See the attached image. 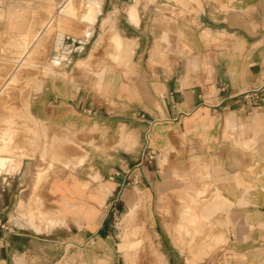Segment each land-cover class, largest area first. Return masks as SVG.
<instances>
[{
  "label": "crops",
  "instance_id": "1",
  "mask_svg": "<svg viewBox=\"0 0 264 264\" xmlns=\"http://www.w3.org/2000/svg\"><path fill=\"white\" fill-rule=\"evenodd\" d=\"M88 4L99 10L90 35H56L49 60L79 66L96 56L105 68H45L37 85L30 70L25 95L0 101L1 122L11 114L16 125L12 158L0 165V264H85L82 254L113 242L114 221L130 220L138 200L154 245L162 253L167 244L179 264H264V0H112L105 9L124 44L122 67L114 49L85 52L105 10L98 0L74 4L79 29ZM23 8L0 5V62L19 59L13 27L19 13L35 12ZM34 24L27 15L28 41ZM195 172L206 175L200 217L210 229L186 251L169 232L176 217L165 206L175 202L163 194ZM182 220L181 236H197L195 222ZM139 243L124 236L121 249ZM195 247L205 256L190 262Z\"/></svg>",
  "mask_w": 264,
  "mask_h": 264
},
{
  "label": "rangeland",
  "instance_id": "2",
  "mask_svg": "<svg viewBox=\"0 0 264 264\" xmlns=\"http://www.w3.org/2000/svg\"><path fill=\"white\" fill-rule=\"evenodd\" d=\"M68 1L69 0H0V5L20 6V9L22 10H25L23 7H30V8H33V10H35L34 13H29V14L25 12L19 13V16H20L19 23L18 25H16V27H13L14 30H16L17 33L20 34L17 40L18 44L13 45V48L16 47L15 50L18 51L17 57L19 59L11 63L6 62V61L0 62V73L1 72L7 73L8 72L7 69L9 71L10 69L14 70L12 76H0V86L1 87L3 86L5 89V90L3 89L2 92H0L2 94V96L0 94V101H1V98H4L2 100H7V98H9L10 100L13 94L12 92L13 90H18V96L20 97L25 95V93L23 94L21 87L23 90L26 89L27 73L30 70H34L35 85H37L38 81L41 79L37 76L39 74V70H43L47 67L71 69L76 66L75 62L72 60L59 62V61L53 60V56L51 60H49V57H50L49 54H51V52H53L55 48L54 39H55V36L57 35V32H56V29L54 28V25L60 15V13H58V8L59 7L61 8L64 5H66ZM71 1L75 5L81 4L83 1L86 2V0H71ZM98 1L101 3V5L102 4L104 5V9L108 4H112V0H98ZM119 1L122 3V0H119ZM45 14L46 16L47 15L51 16V20H50L51 23H50V26H48L49 28L45 27V30H44L42 29V24L39 25L38 22H40L41 20H43L44 17H46ZM27 15L33 16V20L35 23L34 24L35 25L34 38L36 39H34L32 36L29 38V41H28V38L25 37L26 16ZM112 15H113L112 13H107L106 9L104 10V12L100 13L98 24L93 29L94 30L93 37L90 40V44L85 47L86 48L85 52L87 50H90L91 48V50H93L96 54L98 55L104 54V57H105V54L107 52H111L113 50V46L108 39L110 33L113 32V28L112 30L111 28L110 29L106 28L104 30L101 28L103 19L107 17H110L113 19ZM29 31L31 30L29 29ZM22 33L24 34V36H21L23 35ZM47 35H50V36H47ZM109 43L111 45H109ZM28 45L30 49V55L27 57L26 49L28 48ZM7 47L12 48V46L10 45H7ZM114 63L116 67H122V65L124 64V61L118 60V61H114ZM105 64H106L105 59L97 60V57L95 56V58L94 57L91 58L85 64H81L76 67L79 69L94 68L95 70L99 71L105 68ZM21 67H24V68H21ZM25 67L27 68L25 69ZM20 70H23V71L25 70V72L21 75L23 71L21 72ZM19 72L20 74H18ZM17 76H20V77H17ZM18 78L19 80L17 81ZM13 84L15 85L14 87L15 89L12 88L14 86ZM6 86L8 89L5 88ZM3 91H6L7 93L4 92L5 93L4 94ZM6 94L10 95V97L7 96ZM0 124H1L0 125V129H1L3 127V124L2 123ZM39 133L41 134L42 130L38 128L37 126H35V137L36 138L39 137ZM49 149L51 152L50 162L52 163L57 162L58 158H57V151H56V141L54 139L51 140ZM174 179L177 180L178 184H180L182 188L165 190L163 194L164 202H171L172 200L175 202L173 206L170 204H167L165 206L168 212H170L173 209V212H175V217H176L175 221L167 222L169 225L168 229L170 230L169 232L177 235L176 237L178 240L182 239L181 237L185 239L186 251L187 250L189 251L190 247L195 246L196 244H202V242L200 241L202 239V235L204 234V232L210 229L209 222L205 219H201L200 217L201 216V211H200L201 203L203 204L205 203V201H207V197H206V192L208 190V185L206 182L207 179H206V175L202 172H198V173L195 172L194 174H191L190 177H186L185 175H183V176L175 177ZM188 186L189 188H187ZM185 208H189L192 211V214H194V216L197 217V219L195 220L196 221L195 224L192 226V229L195 228L199 233L197 236L192 237V238L185 234L184 236H181L182 233H180V231L178 230L179 223L183 221L181 213L183 209ZM140 211H142V205H140V201L138 200L137 204L134 206L130 220L124 222L123 218L125 215L124 216L122 215V216H119L117 220L114 221L115 228H116L115 233L117 236L116 239L113 241L115 244V247L113 249L114 252H112V244H113L112 241L109 244H106V242L100 241L97 246L96 245L93 246L91 249H88L86 253L82 254L83 263L85 264H158L159 260L162 259L163 257L166 264H167V259H170L172 261L170 264H179V262H177L176 254L169 251V247L167 244L163 245L162 253L158 251V248L154 245V242H153L155 238L154 232L153 230L148 229V226H146V222L144 220L140 219L141 217ZM179 211L181 212L179 213ZM124 236H127L128 239L131 241H136V240L140 241L139 245L136 248L128 251L127 254H125L124 251L121 249V244H122V240ZM107 245H109V247ZM107 248H109V251L107 250ZM213 255H216L215 252L213 253L209 252L207 257L210 258Z\"/></svg>",
  "mask_w": 264,
  "mask_h": 264
},
{
  "label": "bare ground",
  "instance_id": "3",
  "mask_svg": "<svg viewBox=\"0 0 264 264\" xmlns=\"http://www.w3.org/2000/svg\"><path fill=\"white\" fill-rule=\"evenodd\" d=\"M88 3V2H87ZM88 10H89V13H84V14H82L81 16H79V20H82V21H84V22H86L85 23V25H86V27H84V28H82V29H79L80 27H81V24L80 25H78V26H80V27H75V25L76 24H74V20H76V18H77V12H76V9H75V7H74V3L71 1V0H69L68 1V3H67V7L66 8H64V10H63V12H62V14L58 17V19L56 20V23H55V25H54V28L56 29V32H57V35H58V39L57 40H62V38H63V36L64 35H66V34H69V35H72V36H74V37H77V38H82L83 40L84 39H86L89 35H90V29H89V26H90V22L93 24L94 23V21H95V18H96V15L99 13V10H98V8L97 7H95V6H93V5H90V4H88ZM61 11V10H60ZM51 12V11H50ZM49 12V13H50ZM59 13V12H58ZM57 13V14H58ZM52 14V13H51ZM129 14H130V16H131V18H133L134 16H136V12H135V9L134 8H130V10H129ZM53 15V14H52ZM45 16H46V14H45ZM46 18H47V16H46ZM50 18V17H49ZM132 20V19H131ZM134 20H136V19H134ZM46 21H47V19H46ZM48 21H49V19H48ZM44 22V21H43ZM87 22H88V24H87ZM136 22V21H135ZM45 23V22H44ZM47 23V22H46ZM50 23V22H49ZM41 24H43V23H41ZM18 25V24H17ZM46 26H44V28H45ZM40 28V27H39ZM49 28V27H48ZM101 28L104 30V29H106V28H112V20H111V18H109V17H107V18H105V19H103V21H102V24H101ZM43 29V28H42ZM38 30V29H37ZM48 30V29H47ZM112 30V29H111ZM42 31V30H41ZM38 33V32H37ZM40 33V32H39ZM23 34V33H22ZM44 34V33H43ZM42 35V34H41ZM47 36H50V35H47ZM43 37V36H42ZM34 38V37H33ZM44 38V37H43ZM42 38V39H43ZM34 39H36V38H34ZM108 39H109V41H110V43L112 44V46H113V49H114V55H113V58H114V60L115 61H118L119 60V58H120V56H121V54L124 52V44H123V42H122V40L120 39V37L115 33V32H113V33H110V35H109V37H108ZM24 40V39H23ZM33 40V39H32ZM40 40V39H39ZM101 40V39H100ZM46 42V41H45ZM109 43V45H111ZM18 44V43H17ZM26 45V44H25ZM26 47V46H25ZM24 47V48H25ZM111 47V46H110ZM32 48V47H31ZM21 49V48H20ZM46 50V49H45ZM21 51V50H20ZM58 51V50H57ZM45 56V55H44ZM123 56H125V55H123ZM122 57V56H121ZM124 58V57H123ZM26 60V59H25ZM125 60V59H124ZM55 61H58V60H55ZM54 61V62H55ZM123 61V60H122ZM53 62V63H54ZM28 63V62H27ZM26 63V64H27ZM32 64V63H31ZM41 64H42V62H41ZM12 65V64H11ZM120 65V64H119ZM41 66V65H40ZM39 67V66H38ZM12 68V67H11ZM21 68H24V67H21ZM27 67H25V69H26ZM41 68V67H40ZM47 68H49V67H47ZM2 69V68H1ZM16 70V69H15ZM17 70H19V69H17ZM44 70V69H43ZM47 70V69H46ZM45 70V71H46ZM52 70V69H51ZM12 71V70H11ZM21 72L23 71V70H20ZM53 71V70H52ZM18 72V71H17ZM16 72V73H17ZM25 72V70L21 73V75L23 74ZM48 73V72H47ZM5 74V73H4ZM15 74V73H14ZM18 74H20V72L18 73ZM49 74H50V72H49ZM2 75V74H1ZM6 75V74H5ZM51 75H53L52 73H51ZM16 77V76H15ZM17 77H20V76H17ZM12 79H13V77H12ZM16 80V79H15ZM19 80V78L17 79V81ZM10 81V80H9ZM12 82H14V81H12ZM7 83V82H6ZM9 83V82H8ZM17 83V82H16ZM15 83V84H16ZM11 84V83H10ZM12 85V84H11ZM14 85V84H13ZM17 85V84H16ZM3 87V86H2ZM10 87V86H9ZM15 87V85L12 87L13 89H15L14 88ZM17 87V86H16ZM6 89H8L7 88V86L5 87ZM3 89V88H2ZM5 90V89H4ZM21 90H23L22 89V87H21ZM21 90H20V92H21ZM9 91V90H8ZM14 91V90H13ZM12 91V92H13ZM4 92H6V91H3V93ZM15 92V91H14ZM7 93V92H6ZM11 93V92H10ZM9 93V94H10ZM25 92H24V90H23V94H24ZM1 94V93H0ZM5 94V93H4ZM7 96H9L10 97V95H8V94H6ZM1 96H2V94H1ZM4 97V96H3ZM12 98V97H11ZM2 99H4V98H1V102L3 101ZM8 99V101H9V98H7ZM13 99V98H12ZM12 99H10L11 101H13ZM20 99V98H19ZM7 101L5 100L4 101V104L3 105H5V103H6ZM9 103H10V101H9ZM7 104V105H11V103L10 104ZM0 105H1V103H0ZM2 106V105H1ZM9 106H6V107H9ZM2 107H4V106H2ZM1 108V107H0ZM10 108H12V106L10 107ZM8 109V108H7ZM6 109V110H7ZM3 110H5V108L3 109ZM1 111V115H2V112L4 113V111ZM5 110V114H7V111ZM9 111V110H8ZM10 112V111H9ZM12 113V112H11ZM4 114V115H5ZM8 115V114H7ZM11 114H9V117H11L10 116ZM3 117V116H2ZM6 117V116H5ZM9 117L7 118V119H2L3 120V122H1V120H0V122L3 124V127L0 129V155H2V156H0V165H2L3 166V164H4V161L6 160V159H11L12 158V154H13V152H12V147H13V143L14 142H12V140H11V138H12V136H13V134H14V132H16V130L14 131V127L16 126V125H12V123H11V121L9 120ZM1 118V117H0ZM12 118V117H11ZM13 119H15V118H13ZM13 122V121H12ZM15 123H16V121H15ZM19 123V122H18ZM1 125V124H0ZM18 126H20L21 127V124L19 125V124H17ZM13 126V127H12ZM20 127H18V128H20ZM17 129V128H16ZM21 129H19V131H20ZM180 210H182V209H180ZM181 211H179V213H180ZM131 213H132V211H130V215H131ZM181 215H182V218L183 217H185V218H187L188 220H189V222L191 223L192 221H194V222H196L195 220L197 219V217L196 216H194V214H192V211L189 209V208H185V209H183V211H182V213H181ZM180 219V218H179ZM178 228H179V225H178ZM190 255H191V259H190V262H197V261H200L202 258H203V256H205V254L204 253H202V251H201V249H200V247H195V250L193 251L192 249H191V252H190ZM161 260V259H160ZM161 264H165L163 261H162V263Z\"/></svg>",
  "mask_w": 264,
  "mask_h": 264
}]
</instances>
